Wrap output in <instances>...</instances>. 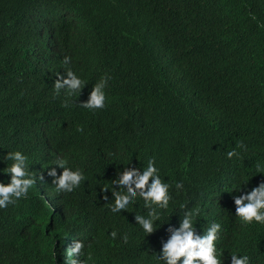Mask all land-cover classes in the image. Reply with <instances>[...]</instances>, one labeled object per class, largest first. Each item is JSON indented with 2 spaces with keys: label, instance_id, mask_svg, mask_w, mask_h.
<instances>
[{
  "label": "trees",
  "instance_id": "obj_1",
  "mask_svg": "<svg viewBox=\"0 0 264 264\" xmlns=\"http://www.w3.org/2000/svg\"><path fill=\"white\" fill-rule=\"evenodd\" d=\"M261 25L264 0H0V159L21 150L38 175L65 158L86 176L73 192L57 193L45 174L27 198L0 209V264H64L73 239L84 240L87 264H154L167 225L144 239L134 214L114 216L101 190L128 163L145 167L149 157L169 183H184L181 193L173 188L163 219L177 224L180 203L199 207L197 230L221 223L225 257L239 249L250 264H264V225L234 216L229 193L264 180L256 174L264 165ZM109 41L130 46L128 58ZM194 66L207 81L198 115L182 94ZM69 69L93 86L109 75L121 103L89 110L79 93L51 91ZM241 142V158L227 159ZM111 231L128 243L113 241Z\"/></svg>",
  "mask_w": 264,
  "mask_h": 264
},
{
  "label": "clouds",
  "instance_id": "obj_2",
  "mask_svg": "<svg viewBox=\"0 0 264 264\" xmlns=\"http://www.w3.org/2000/svg\"><path fill=\"white\" fill-rule=\"evenodd\" d=\"M252 19L255 20L256 17L252 16ZM109 42L110 45L121 51L123 57L128 58L130 46ZM103 59V52L92 56L90 71L96 70ZM70 61V57H64L65 64H69ZM193 68L194 73L190 71L182 94L183 99L187 97L184 101L186 107L198 115L200 113L198 102L201 101V98L203 100L207 81L198 66ZM96 82L98 83L94 86L91 83H86L69 69L66 74L58 73L56 75L55 90L51 91L59 94L62 89H66L70 94L79 93L78 104L89 110L117 106L121 103L122 98L121 95H118V86L109 75L99 77ZM143 88L144 86L141 84L135 88V92ZM86 91L89 92L87 98ZM192 105H196L198 110H193ZM92 128L99 129L96 125H93ZM77 131L83 132V128H78ZM237 148L247 150V146L241 142L227 151V159L241 158V153L237 151ZM0 161L4 164L5 161H11L10 164L0 169V173L6 177V179H0V209H5L10 204L14 205L17 201L27 198L30 189L38 180L47 181L45 174L50 178L57 193H71L86 181L83 169L70 167L65 158L56 159L54 166L46 167L38 175L31 170L29 157L21 150L4 153L3 159ZM57 169L60 171L58 172ZM256 174H264V165L257 164ZM248 181L241 182L238 187H232L229 192L233 194L232 200L235 206V212L232 214L244 224L264 225V180L251 187L250 190L247 188ZM173 188L178 193L185 191L182 181L169 183L162 177L155 158L149 157L145 167L136 166L132 161L128 163L122 171H118L114 182L112 181L110 186L103 187L101 190L104 194L103 200L109 204L110 211L114 216H120L125 212L134 214V224L145 234L144 239L167 225L165 228L167 238H161L158 252H151L154 264H225L226 260L228 264H250V257L241 254L239 249L233 251L228 257H225V251L220 250L217 242L222 231L221 223L213 221L206 229L201 227V231L197 230L196 225L201 216L199 207L189 208L188 204L180 203L174 209L178 216L177 224L171 223V215L167 220L163 219L164 213L173 202ZM109 192L112 193L111 198L107 195ZM139 205L143 206L139 213L130 211ZM109 235L113 241L119 239L124 244L128 243L127 235H121L117 231H111ZM85 247L84 240L73 239L72 244L64 250V264H87L91 255H86ZM52 258L55 259L54 251Z\"/></svg>",
  "mask_w": 264,
  "mask_h": 264
}]
</instances>
